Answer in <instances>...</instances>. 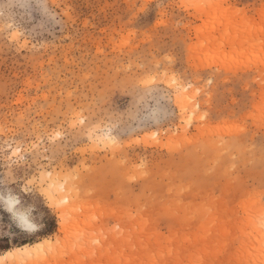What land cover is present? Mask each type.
Listing matches in <instances>:
<instances>
[{"label": "rangeland", "instance_id": "1", "mask_svg": "<svg viewBox=\"0 0 264 264\" xmlns=\"http://www.w3.org/2000/svg\"><path fill=\"white\" fill-rule=\"evenodd\" d=\"M190 1L0 0V264H264V0Z\"/></svg>", "mask_w": 264, "mask_h": 264}, {"label": "clouds", "instance_id": "2", "mask_svg": "<svg viewBox=\"0 0 264 264\" xmlns=\"http://www.w3.org/2000/svg\"><path fill=\"white\" fill-rule=\"evenodd\" d=\"M0 207L8 213L12 226L22 232L32 234L40 231L44 226L41 223L42 215L35 214L36 210L33 205L21 208L19 200H16L15 204L12 205H10L9 201L5 200Z\"/></svg>", "mask_w": 264, "mask_h": 264}, {"label": "bare ground", "instance_id": "3", "mask_svg": "<svg viewBox=\"0 0 264 264\" xmlns=\"http://www.w3.org/2000/svg\"><path fill=\"white\" fill-rule=\"evenodd\" d=\"M192 2H194V0H191L190 1V3H192ZM181 97H182V95H181ZM178 99V98H177ZM183 99V98H182ZM183 101H184V99H183ZM177 103H178V105H179V107L182 109L183 107H184V105H183V103H182V101L180 100H178L177 101ZM176 103V104H177ZM185 104V103H184ZM177 105V106H178ZM93 135H91L90 137L92 138V139H94V140H96V141H100V142H103V141H107V143H111L112 142V139L111 138H109V137H101V136H98L97 134H94V136L92 137ZM104 136V135H103ZM47 176H50V175H47ZM4 201L5 200H7V201H9V203H10V205H12V204H15V201L16 200H12V199H10V198H4L3 199ZM61 217V216H60ZM60 226L62 227V228H64L65 227V225H64V222H60ZM263 226H264V221H263ZM121 239H123V238H121ZM124 240V239H123ZM44 242H46V240L45 241H43L42 243L41 242H39L38 244H32V245H24L23 247H21V248H17V249H14V251H12V252H7V253H5L4 255H0V263H2L3 261H5L8 257H28V256H33L34 254H36L39 250H40V247L44 244ZM127 243V242H126ZM125 243V244H126ZM16 255H19V256H16ZM17 263H23L22 261H18Z\"/></svg>", "mask_w": 264, "mask_h": 264}]
</instances>
